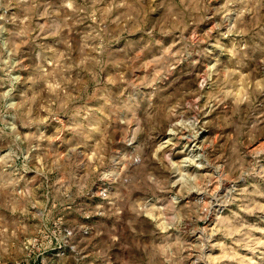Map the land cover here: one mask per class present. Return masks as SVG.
<instances>
[{
  "label": "rangeland",
  "instance_id": "rangeland-1",
  "mask_svg": "<svg viewBox=\"0 0 264 264\" xmlns=\"http://www.w3.org/2000/svg\"><path fill=\"white\" fill-rule=\"evenodd\" d=\"M6 238L40 245L22 264H264V0H0Z\"/></svg>",
  "mask_w": 264,
  "mask_h": 264
},
{
  "label": "clouds",
  "instance_id": "clouds-1",
  "mask_svg": "<svg viewBox=\"0 0 264 264\" xmlns=\"http://www.w3.org/2000/svg\"><path fill=\"white\" fill-rule=\"evenodd\" d=\"M124 175L129 180V183L134 179L129 173ZM39 246L36 243L32 245H27L23 242L16 243L6 238L5 241L0 242V264H22V258Z\"/></svg>",
  "mask_w": 264,
  "mask_h": 264
}]
</instances>
